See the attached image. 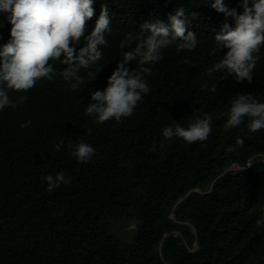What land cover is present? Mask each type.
<instances>
[{"label": "trees", "instance_id": "trees-1", "mask_svg": "<svg viewBox=\"0 0 264 264\" xmlns=\"http://www.w3.org/2000/svg\"><path fill=\"white\" fill-rule=\"evenodd\" d=\"M224 2L243 11L241 0ZM102 4L112 30L102 58L80 69V88L71 90L59 74L66 65L53 61V80L9 91L15 106L0 110V264H264V129L251 132L247 117L225 128L237 93L264 102V46L252 82L236 83L226 70L207 71L227 51L215 34L225 22L235 26L211 0H94L89 33ZM179 7L199 14L187 25L195 49L162 50L146 65L150 92L133 115L96 123L86 108L128 50L120 47L126 34L167 23ZM8 16L0 12V46L10 39ZM205 113L213 118L205 141L163 137L166 126L187 128ZM80 142L95 149L87 163L71 154ZM58 172L70 182L47 191L45 177ZM126 222L136 225L130 235H122Z\"/></svg>", "mask_w": 264, "mask_h": 264}, {"label": "clouds", "instance_id": "clouds-1", "mask_svg": "<svg viewBox=\"0 0 264 264\" xmlns=\"http://www.w3.org/2000/svg\"><path fill=\"white\" fill-rule=\"evenodd\" d=\"M94 0H0V12L9 13L12 27L10 39L0 46V110L15 106L9 91L27 92L41 79L53 80L56 69L53 61H60L66 67L59 73L70 88L76 91L84 83L79 75L81 68H90L102 58V46H107L106 34L111 33V19L106 4L94 28L89 33L87 23L94 16ZM243 11L237 13L224 0H211L210 6L225 17H232L235 26L225 22L214 36L217 49L224 52L223 59L208 69L209 73L226 70L236 83L253 80L254 69L264 46V0H241ZM197 12L186 13L184 7L168 14V22L156 19L141 25V32H128L121 42L123 59L107 80L103 90L91 94L86 114L94 116L96 123L133 115L144 94L150 92L145 77L151 74L152 65L162 59V50L174 43L178 50H194L197 34L187 25L196 18ZM147 31L149 34L144 35ZM81 40L82 47H77ZM134 44V47H130ZM137 62L130 69L126 65ZM225 78V77H224ZM203 87H207L206 85ZM211 91L217 92L215 83ZM21 100L27 97H20ZM225 128L240 126L245 117L251 132L264 129V102L257 100L253 93H237L227 113ZM212 116L205 113L196 118L187 128L179 123L163 129L165 140L182 138L188 143L205 141L212 132ZM237 145L244 141L237 138ZM74 155L81 163H87L95 155V149L84 142L70 144ZM231 150V149H230ZM246 170V166L240 171ZM47 191L51 192L61 184H68L69 178L63 172L48 174ZM264 224V220H258ZM136 225L133 224L132 228Z\"/></svg>", "mask_w": 264, "mask_h": 264}, {"label": "rangeland", "instance_id": "rangeland-1", "mask_svg": "<svg viewBox=\"0 0 264 264\" xmlns=\"http://www.w3.org/2000/svg\"><path fill=\"white\" fill-rule=\"evenodd\" d=\"M120 226H122V225L119 224V227H120ZM126 226H127L128 228L125 227V226L122 227V228H123V229H122V235H125L126 232H127V234H129V235L132 233V231L129 230V229L132 228V223L129 224V222H126ZM126 228H127V230H126ZM124 233H125V234H124Z\"/></svg>", "mask_w": 264, "mask_h": 264}, {"label": "built area", "instance_id": "built-area-1", "mask_svg": "<svg viewBox=\"0 0 264 264\" xmlns=\"http://www.w3.org/2000/svg\"><path fill=\"white\" fill-rule=\"evenodd\" d=\"M252 162H253V159H250V160H249V161H248L243 167L246 166V168H249ZM239 168H240V166H238V165H234L232 169H233L234 171H236V170H238Z\"/></svg>", "mask_w": 264, "mask_h": 264}]
</instances>
